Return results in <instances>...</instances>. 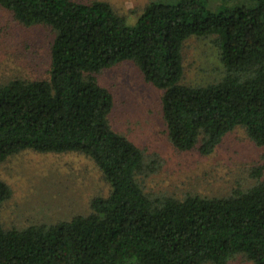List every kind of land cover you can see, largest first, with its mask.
I'll list each match as a JSON object with an SVG mask.
<instances>
[{
  "label": "trees",
  "instance_id": "trees-1",
  "mask_svg": "<svg viewBox=\"0 0 264 264\" xmlns=\"http://www.w3.org/2000/svg\"><path fill=\"white\" fill-rule=\"evenodd\" d=\"M152 2L134 24L104 1L0 0L24 26L53 33L48 78L0 82V162L24 150L76 152L109 184L90 213L3 229L0 264H264V183L226 197L151 200L143 154L109 122L114 99L97 75L132 62L162 91L168 138L208 156L237 127L264 147V0ZM214 36L224 76L181 84L182 44ZM11 189L0 181V219Z\"/></svg>",
  "mask_w": 264,
  "mask_h": 264
},
{
  "label": "rangeland",
  "instance_id": "rangeland-1",
  "mask_svg": "<svg viewBox=\"0 0 264 264\" xmlns=\"http://www.w3.org/2000/svg\"><path fill=\"white\" fill-rule=\"evenodd\" d=\"M89 3L96 0H74ZM134 24L152 2L171 0H99ZM213 6L219 0L212 1ZM52 31L44 26H24L0 7V82L14 78H48ZM215 37H190L182 44L181 84L203 86L225 73ZM110 91L114 106L111 128L134 143L143 154L137 181L151 200L182 199L188 195L226 197L235 189L264 183V147L242 127L228 133L212 154L196 148L180 151L170 142L161 114L162 91L149 84L132 62L103 70L97 76ZM0 181L11 189L1 208L3 229L52 225L90 213L95 197H107L109 184L94 162L76 152L39 153L24 150L0 162ZM228 264H252L237 254Z\"/></svg>",
  "mask_w": 264,
  "mask_h": 264
}]
</instances>
